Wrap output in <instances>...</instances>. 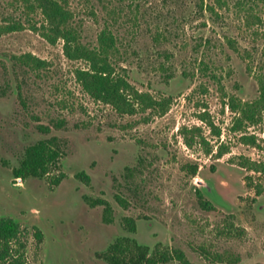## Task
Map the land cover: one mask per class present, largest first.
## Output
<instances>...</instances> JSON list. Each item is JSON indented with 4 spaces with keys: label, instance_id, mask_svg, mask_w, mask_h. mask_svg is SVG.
I'll return each instance as SVG.
<instances>
[{
    "label": "rangeland",
    "instance_id": "1",
    "mask_svg": "<svg viewBox=\"0 0 264 264\" xmlns=\"http://www.w3.org/2000/svg\"><path fill=\"white\" fill-rule=\"evenodd\" d=\"M225 2L67 0L81 41L93 47L109 28L116 72L167 103L123 114L83 90L75 70L85 61L31 29L43 22L38 9L0 0V23L22 25L0 33V215L19 221L27 264H109L103 254L121 237L180 250L191 264H264V175L241 166L262 158L241 135L264 147V101L252 123L233 125L228 106L230 96L258 98L264 0ZM26 53L45 64L21 62ZM47 138L59 148L56 165L18 182L25 147ZM220 143L227 152L217 157Z\"/></svg>",
    "mask_w": 264,
    "mask_h": 264
},
{
    "label": "trees",
    "instance_id": "2",
    "mask_svg": "<svg viewBox=\"0 0 264 264\" xmlns=\"http://www.w3.org/2000/svg\"><path fill=\"white\" fill-rule=\"evenodd\" d=\"M26 5L32 9L36 8L43 16L42 24L37 27L31 25V29L36 30L49 43L54 44L58 39L62 40V49L66 58L69 60H83L87 63L85 68H76L75 77L81 87L93 99L111 105L117 112L133 114L138 107L140 108H159L165 111V105L157 101L148 92L137 90L127 80L126 76L116 72L113 57L116 48V38L109 28H103L97 35V43L90 47L81 41L79 31L70 24L72 12L67 7V0H24ZM214 4L222 7L226 4L225 0H214ZM205 10L209 13H215V7L212 4L206 5ZM254 14L247 10L245 14L246 23L253 21ZM260 21L259 18H255ZM22 27L19 22L8 24L0 23V33L18 30ZM231 46L233 42L228 39ZM18 58V57H17ZM19 60L33 68L41 67L45 64L40 59L30 53L23 54ZM259 95L253 101H241L235 96H230L228 106L235 112L234 124H240L243 121L250 123L255 121L256 113L260 104L264 101V75L258 78ZM201 119L209 127H215L211 120L204 116ZM183 130L185 129L182 128ZM186 145H192V140L186 137L183 132ZM216 135H219L217 130ZM253 135H241L244 143L252 144L258 147L262 152V158L250 160L244 158L241 166L255 173L264 175V147L256 143ZM209 152V150L207 151ZM226 147L220 143L216 148V155L220 157L226 153ZM60 156L59 148L54 138L39 139L25 147L19 166L14 170L17 176L22 178L34 176L40 177L46 174ZM194 167L192 173L196 172ZM83 181L88 182V177L84 173L78 174ZM261 187L257 186V193H260ZM117 201L122 204L121 199ZM96 203L106 204L104 200H96ZM207 207L208 202H203ZM105 209H108L105 207ZM106 211V210H105ZM108 218H105L107 220ZM133 229V226H131ZM21 231L18 224L11 218L0 217V264H26L24 258L25 243L21 239ZM110 264H158L166 262L172 258L181 262V264H191L180 250L164 249L163 251L156 248L151 255H148L147 248L138 245L129 238H119L112 243L105 254Z\"/></svg>",
    "mask_w": 264,
    "mask_h": 264
},
{
    "label": "flooded vegetation",
    "instance_id": "3",
    "mask_svg": "<svg viewBox=\"0 0 264 264\" xmlns=\"http://www.w3.org/2000/svg\"><path fill=\"white\" fill-rule=\"evenodd\" d=\"M33 144V143H32ZM24 152V151H23ZM22 156H23V154H22ZM22 156H21V158H22ZM21 160V159H20ZM19 164H20V161H19ZM19 164H18V166H19ZM17 166V167H18ZM16 167V168H17ZM16 168H14L13 169V177L14 178H16L17 180H18V182H21V179H26V178H28V177H26V178H22V177H20V176H17L16 174H15V172H14V170L16 169ZM30 177H34V176H30ZM97 204V203H96ZM100 205H101V203H99ZM0 217H3V218H11L12 220H14V222L16 223V224H18V227H19V230L21 231V235H22V228H21V225H20V223H19V221L18 220H16L15 218H13V217H11V216H9V215H0ZM134 228V227H133ZM131 230H132V228H131ZM121 238H124V237H121ZM128 238V237H127ZM131 241H134V242H136L135 240H133V239H131V238H129ZM137 243V242H136ZM138 244V243H137ZM138 245H141V244H138ZM141 246H143V247H145V248H147V250H148V255H151L152 254V252L156 249V248H158L159 249V247L158 246H155L154 248H152L151 250L147 247V246H144V245H141ZM110 247V246H109ZM25 249V248H24ZM109 249V248H108ZM160 250V249H159ZM164 249H162L161 251H163ZM108 251V250H107ZM107 253V252H106ZM106 253H104L103 254V258L107 261V263H109L110 264V262L107 260V258L105 257V254ZM171 260H176V259H174V258H172V259H170V260H168V261H171ZM26 261V260H25ZM168 261H166V262H168ZM166 262H161V263H166ZM161 263H158V264H161ZM27 264V263H26Z\"/></svg>",
    "mask_w": 264,
    "mask_h": 264
}]
</instances>
